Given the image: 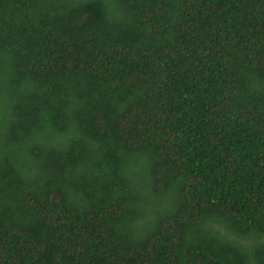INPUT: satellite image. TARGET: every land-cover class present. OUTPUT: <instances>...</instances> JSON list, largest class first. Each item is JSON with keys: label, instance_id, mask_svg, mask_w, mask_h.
Listing matches in <instances>:
<instances>
[{"label": "trees", "instance_id": "trees-1", "mask_svg": "<svg viewBox=\"0 0 264 264\" xmlns=\"http://www.w3.org/2000/svg\"><path fill=\"white\" fill-rule=\"evenodd\" d=\"M0 264H264V0H0Z\"/></svg>", "mask_w": 264, "mask_h": 264}]
</instances>
